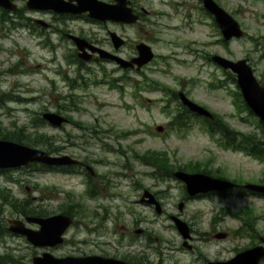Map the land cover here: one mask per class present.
<instances>
[{"label":"rangeland","instance_id":"1","mask_svg":"<svg viewBox=\"0 0 264 264\" xmlns=\"http://www.w3.org/2000/svg\"><path fill=\"white\" fill-rule=\"evenodd\" d=\"M12 1L17 6L15 12L0 8V138L23 129L28 140L23 143L52 155L78 159L95 175L86 176L79 165L70 172L21 167L0 174V190L17 200L15 208L0 198V229L6 219L22 218L19 209L28 202L45 210L43 215L68 210L73 224L67 237L80 239L97 233L116 236L124 233L125 227L145 228L153 237L164 239L156 246L171 255L167 264H204L198 252L209 259L227 260L248 242L233 233L242 218L262 228L264 196L232 194L185 200L180 181L163 176L135 154L166 152L168 165L174 170L178 166L189 172L205 170L241 184L264 182L263 161L219 146L217 136L210 135L199 119L192 117L190 126L181 130L170 125L178 105L165 91L183 90L236 132L255 133L264 152V124L258 123L257 128L255 116L244 108L236 111L229 93L235 89L231 74L208 59L214 54L231 60L244 58L264 82V0H215L245 31L244 37L225 44L220 41L217 25L194 8L197 4L191 0H171L188 5H182L177 14L163 9L158 0H130L138 10L142 1L146 9L172 14L169 18L143 17L132 25L100 22L86 13L30 10L25 7L26 0ZM37 20L47 26L42 27ZM109 32L125 40L118 55L121 58L129 59L134 43L142 39L150 45L154 60L141 74L117 68L113 62L79 61L76 46L67 36L87 43L79 51L84 55H99L94 48L113 53ZM96 40L99 45L89 43ZM145 78L155 89L144 86ZM110 82L121 89L110 87ZM46 111L59 113L69 122L58 128L42 124L39 118ZM157 125L164 127L162 133L156 132ZM91 189L94 191L89 197L86 193ZM144 190L158 198L163 213L140 201ZM181 201L184 205L178 209ZM243 211L249 215H242ZM167 215L178 216L193 229L190 243L194 250L181 248V235ZM221 231L230 234L214 239L213 235ZM3 236L0 231V264H7L2 254L9 235ZM112 238L107 235L104 239ZM13 240L20 248L26 246L21 237ZM12 254L26 262L31 250L26 247Z\"/></svg>","mask_w":264,"mask_h":264},{"label":"water","instance_id":"2","mask_svg":"<svg viewBox=\"0 0 264 264\" xmlns=\"http://www.w3.org/2000/svg\"><path fill=\"white\" fill-rule=\"evenodd\" d=\"M76 3H72L64 0H28L26 5L28 8L34 9H53L57 12H71L80 13L88 11V16L105 21L112 20L122 23H133L137 20V16L132 13V9L127 7V0H114L115 3L109 4L99 0H75ZM37 2V3H36ZM204 7L210 12L224 37L225 40L231 37L239 38L244 35V31L240 28L239 24L220 6H218L213 0H203ZM0 6L9 10H15L16 6L10 0H0ZM111 40L116 48L123 43V40L115 33H110ZM69 37L75 42L79 51L82 52L87 43L78 37L69 35ZM138 56L130 60H125L116 55L110 54L103 49L94 48L99 52L102 58H111L116 61L123 68L132 67L134 64L139 68L143 64L147 63L153 57V53L147 45L140 43L137 45ZM79 52L78 56L82 59H89V56ZM212 59L224 69H230L236 75V83L239 87L240 93L251 111L264 121V86L260 85L253 75L251 67L246 63L245 59H239L237 61H231L224 57L215 55ZM179 98L181 102L189 108V110L206 117H212V114L204 107L192 102L182 92H179ZM42 117L50 124L60 126L65 121L61 115L54 112H44ZM157 130H161V127H157ZM32 162H41L47 165H64L72 164L76 161L69 158L67 155L51 156L47 152L41 149H36L22 145L16 142L1 140L0 139V168H14L23 165H27ZM173 176L176 179L181 180L186 192L189 195H194L199 192H208L211 190H222L234 186V183L213 177L204 173H188L181 170L173 172ZM245 188L250 190L264 192V186L246 184ZM148 197L146 200L149 203H153L156 206V210L159 212L160 207L154 196L144 191L143 197ZM181 203L179 208L181 207ZM26 221L38 223L41 228L38 231L31 230L24 227V224L17 220H11L9 230L14 233L22 234L34 245L41 244L44 241H48L50 235H61L64 230L71 224L72 219L69 216L63 214H56L49 217H26ZM179 232L186 239L187 226L177 217H172ZM45 237V238H44ZM262 258H264V247H254L237 253L235 256L224 262H214L210 264H257ZM45 260V261H44ZM84 261V260H83ZM113 259L103 264H111ZM43 262V263H42ZM33 264H85L80 258L78 259H42V261L33 260ZM114 264V263H113Z\"/></svg>","mask_w":264,"mask_h":264},{"label":"flooded vegetation","instance_id":"3","mask_svg":"<svg viewBox=\"0 0 264 264\" xmlns=\"http://www.w3.org/2000/svg\"><path fill=\"white\" fill-rule=\"evenodd\" d=\"M195 1L197 4L196 9L199 11H202L206 16H209V13L206 9L203 7V0H191ZM141 6L139 7V10L135 7V5H132V8L135 9L134 12H136L139 15V19H142L143 17H158V16H163V17H171L172 14H177L179 12V8L182 5L188 6L184 1H178V2H173L171 0H158V4L163 7V9H170L171 10V15L167 14L165 10L163 9H157L154 10L150 7L146 9L142 5L143 2H140ZM213 21V20H212ZM143 41L142 39L136 41L134 43V47L132 49V53L130 58L135 57L137 55V50H136V44L139 42ZM144 42V41H143ZM91 44H96L99 45L100 42L97 40L94 42H89ZM95 45V46H96ZM125 45V41L124 44ZM123 45L118 48L117 50H112L113 53L116 55H120V50L122 49ZM113 48V47H112ZM209 61H211V56ZM207 59V60H208ZM204 60H206V56L204 57ZM80 61V60H79ZM89 62H113L111 60H105V59H100L96 53H93L91 55V59ZM145 66H143L140 70H137L136 67L131 68L129 71H132L134 74H141L142 70L144 69ZM118 68V66H117ZM179 108H181L182 111H185V108L183 105H179ZM210 122H213V118H207ZM79 171H85L86 176L94 174V171L87 167L88 164L84 163L81 161ZM42 166V165H40ZM71 167L73 166H65V167H54V166H42L41 168L45 169H50V170H58V171H63V170H71ZM86 167V168H85ZM68 170V171H69ZM95 175V174H94ZM91 175V176H94ZM238 185L235 187H231L228 189L224 190H219V191H210V192H199L194 195H189L185 192V197L184 199H202V198H207L209 196H219V197H225L228 195L235 194V192L241 191L243 194H252L253 192L246 191L244 188L240 186V183H237ZM264 185V182L258 183ZM184 187V186H183ZM93 189L89 190L88 196L91 197L93 195ZM185 191V189H184ZM155 199L158 200V198L154 195ZM141 202L153 206L152 204L148 203L145 200H140ZM180 203V202H179ZM178 203L177 208L179 209L180 204ZM181 208L184 205V202L181 201ZM161 206V204H160ZM154 207V206H153ZM245 211V210H244ZM242 213L246 215V213ZM161 213L164 212V209L161 208L159 211ZM158 212V213H159ZM56 214H62V213H56ZM19 215H22V218H17V219H6V223L3 224V229H0L4 236H8L7 240V248L6 252L2 254V257L6 259L7 264H33V260L36 259V261H42V259H78L80 258L83 263L85 264H103L104 262L108 261V259H113L114 262L111 264H167V261L172 258L170 254L165 253L163 249L160 247L156 246L159 244L160 240H164L162 236H155L149 234L145 228H128L125 227V231L122 234L118 235H111V234H87L82 236V238L78 239L76 236H66V233L68 229L72 226V224L69 225L64 232L61 235L53 236L50 235L48 237L49 239H46L48 241H44L41 244L34 245L30 241L26 239V237L22 234L19 233H14L9 230L10 226V221L11 220H17L20 221L24 224V227L29 228L34 231L40 230L41 226L38 223H33V222H28L25 220L26 217L30 216H36V217H49L55 214L51 215H31V214H26L23 213L22 211H19ZM63 215L70 216L69 214L63 213ZM170 220H172V217H175V215H167ZM178 218V216H177ZM182 221V220H181ZM184 222V221H182ZM185 223V222H184ZM186 224V223H185ZM173 227L176 229L177 226L175 225V222L172 224ZM187 237L186 239L181 235V248L186 249V250H192L193 245L190 243V241L193 239L192 232L193 229L187 225ZM94 232H96V229H93ZM131 231L132 234H128V232ZM179 231V230H178ZM234 235L241 236V238H245L248 240L244 246L240 247L239 250H236L237 254L240 251L251 249L254 247H264V225L262 226L261 229L256 227V223L253 222V220L250 219H241L240 227L238 230L233 232ZM228 231H221L219 233H215L213 235L214 239H221V238H227L229 236ZM107 235L113 236L112 239H104ZM3 236V237H4ZM15 236L21 237L26 240V246H23L20 248V244L16 243L14 239ZM45 238V237H44ZM12 241V242H10ZM28 247L31 250V256L28 258L26 262L23 261V257H15L12 253L20 252L21 249H24ZM194 250V249H193ZM234 254V255H235ZM199 257L202 258L204 264H210L214 262H224L232 258H228L227 260H220V259H212V258H206V256L202 257L201 253L198 252L197 254ZM21 258V259H20ZM84 260V261H83ZM45 261V260H44ZM43 263V262H42ZM107 263V262H106ZM105 263V264H106ZM173 264H177V262H173ZM258 264H264V259H262Z\"/></svg>","mask_w":264,"mask_h":264},{"label":"trees","instance_id":"4","mask_svg":"<svg viewBox=\"0 0 264 264\" xmlns=\"http://www.w3.org/2000/svg\"><path fill=\"white\" fill-rule=\"evenodd\" d=\"M232 79L234 80V78ZM151 86L153 87L154 85L152 84ZM232 93L234 99L233 103L238 107V109L241 108L245 109V106L243 105V101H241L240 94L238 93V91L234 89ZM186 115L187 113L185 111L184 113L183 112L177 113L173 118V122L171 123L175 124L179 128L187 127ZM209 129L212 132H217L222 135L221 140L223 141L225 146L227 145L233 148H241L244 149V151H247L254 155H260L262 152V148L260 147V142L259 140H257L255 133L241 134L239 132H236L235 130L230 129L226 123L218 119H215V121L209 123ZM1 138L10 139L13 141H17L19 143H23L25 140H27V136L23 135V129L13 131L8 134H3ZM36 138L37 137L35 134L34 136L35 141L33 143H36L37 140ZM45 142L48 143V139H46ZM136 157L140 159L142 162L151 165L152 167L156 168L159 171H162V173L165 175H169L170 172L174 170L173 167L168 165L169 159L166 152L162 153L156 150H147L142 155L136 154ZM177 168L182 170L187 169L181 166H178ZM195 168L196 167H190L188 169L194 170ZM0 198H2V200L7 202L9 205H12L13 207L17 208L15 204L17 200L12 195H10L9 192L5 190H0ZM22 206L23 207L19 209V211H22L23 213L26 214L43 215V212H45V210H42L39 207L31 206L28 202H23ZM64 213L69 214V211L66 210Z\"/></svg>","mask_w":264,"mask_h":264}]
</instances>
